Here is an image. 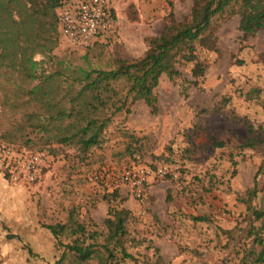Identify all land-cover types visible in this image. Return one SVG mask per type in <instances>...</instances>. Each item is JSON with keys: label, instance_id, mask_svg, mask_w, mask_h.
I'll list each match as a JSON object with an SVG mask.
<instances>
[{"label": "rangeland", "instance_id": "obj_1", "mask_svg": "<svg viewBox=\"0 0 264 264\" xmlns=\"http://www.w3.org/2000/svg\"><path fill=\"white\" fill-rule=\"evenodd\" d=\"M30 1L52 7L58 0ZM193 1L109 0L116 21L110 41L82 49L60 37L53 54L71 66L112 69L118 59L141 57L145 38L160 34L169 11L180 21ZM131 4L137 13L132 22ZM211 29L214 49H197L198 60L207 66L197 86L188 83L192 64H180L179 77L159 80L156 114L135 102L129 114L114 115L101 143L84 153L44 145L35 137L28 142L14 132L21 107H8L6 83L0 81V143L46 155L33 181L0 165V264H53L63 247L47 226L71 225L72 215L86 230L81 244H105L103 220L122 200H103L87 177L102 168L124 169L137 157L152 169H173L176 177L152 180L145 205L127 193L145 215L130 211L122 247L131 257L123 260L116 251L113 263L156 264L158 255L165 264H264V220L252 214L264 203V191L249 195L256 174L257 188L264 187V29L245 37L237 16L215 18ZM250 130L262 142L255 149L242 148ZM216 141L222 146L214 147ZM129 149L137 153L130 156ZM200 214L209 221L194 222ZM74 238L64 234L59 242L66 245Z\"/></svg>", "mask_w": 264, "mask_h": 264}, {"label": "trees", "instance_id": "obj_2", "mask_svg": "<svg viewBox=\"0 0 264 264\" xmlns=\"http://www.w3.org/2000/svg\"><path fill=\"white\" fill-rule=\"evenodd\" d=\"M62 1L50 7L30 0H0V81L6 83L2 87L8 91L3 94L4 102L11 105L8 107H21L22 118L14 122V132L28 142L35 137L44 145L72 146L83 153L98 146L111 118L121 112L129 114L135 102L142 101L151 114H156L159 80L162 76L179 77L180 64H192V80L188 83L197 86L207 69L198 60L197 49H214L211 27L215 18L237 16L238 30L245 37L264 29V0H194L190 12L180 21L169 11L160 34L145 38L147 49L141 57L118 59L112 69L75 67L53 54L60 40L56 8ZM129 9L128 20H137L134 5ZM112 16L115 18L113 9ZM252 134L250 130L242 148L255 149L262 142L261 135ZM213 146L221 147L222 143L216 141ZM127 151L130 156L137 153L136 149ZM253 182L249 195L255 198L264 187L257 188V174ZM100 196L108 203L121 201L119 191ZM252 214L255 220H264V203ZM130 216L131 212L122 206L109 207L108 217L103 220L106 243L98 247L92 242L86 246L80 243L86 230L75 215L71 225H48L58 246L63 247L53 264H89L92 260L117 264L113 263L116 251L121 259L130 258L122 247ZM192 219L209 221L203 214ZM64 234L75 238L62 245L59 238ZM156 264H165L161 256L157 255Z\"/></svg>", "mask_w": 264, "mask_h": 264}, {"label": "built area", "instance_id": "obj_3", "mask_svg": "<svg viewBox=\"0 0 264 264\" xmlns=\"http://www.w3.org/2000/svg\"><path fill=\"white\" fill-rule=\"evenodd\" d=\"M167 2L170 0H156ZM60 37L73 48H89L100 40L110 41L115 33L116 21L109 0H64L56 8ZM124 169L102 168L87 177L96 194L126 189L140 205L147 201L148 185L155 178L176 177L173 169L159 166L152 169L136 158ZM0 165L12 172L22 173L29 181L38 178L46 165V155L20 153L10 145L0 143Z\"/></svg>", "mask_w": 264, "mask_h": 264}, {"label": "crops", "instance_id": "obj_4", "mask_svg": "<svg viewBox=\"0 0 264 264\" xmlns=\"http://www.w3.org/2000/svg\"><path fill=\"white\" fill-rule=\"evenodd\" d=\"M120 198L122 200V207L134 213L135 211H139V215H145L144 211L140 210L141 206L138 205L135 201L131 200V198L127 197L126 189H121L119 191Z\"/></svg>", "mask_w": 264, "mask_h": 264}]
</instances>
